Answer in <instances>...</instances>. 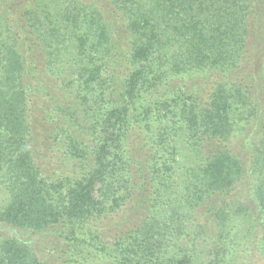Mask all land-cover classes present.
<instances>
[{"label":"trees","instance_id":"16d2710c","mask_svg":"<svg viewBox=\"0 0 264 264\" xmlns=\"http://www.w3.org/2000/svg\"><path fill=\"white\" fill-rule=\"evenodd\" d=\"M0 264H264V0H0Z\"/></svg>","mask_w":264,"mask_h":264}]
</instances>
